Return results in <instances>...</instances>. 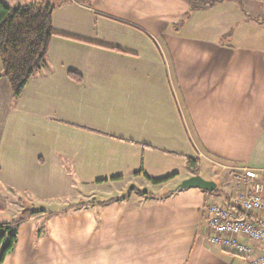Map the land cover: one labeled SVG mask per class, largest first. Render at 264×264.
Masks as SVG:
<instances>
[{
	"label": "crops",
	"instance_id": "0c3cea01",
	"mask_svg": "<svg viewBox=\"0 0 264 264\" xmlns=\"http://www.w3.org/2000/svg\"><path fill=\"white\" fill-rule=\"evenodd\" d=\"M1 1L56 5L59 34L20 98L0 78V223L47 212L3 264H247L207 242L205 211L242 192L233 168L264 171V0ZM196 176L216 195L182 188ZM131 187L154 196L96 204Z\"/></svg>",
	"mask_w": 264,
	"mask_h": 264
},
{
	"label": "trees",
	"instance_id": "16d2710c",
	"mask_svg": "<svg viewBox=\"0 0 264 264\" xmlns=\"http://www.w3.org/2000/svg\"><path fill=\"white\" fill-rule=\"evenodd\" d=\"M82 1V0H74ZM192 11L208 9L225 1H234L242 7L245 0H188ZM56 5L51 3H36L26 6L11 7L0 0V59L2 73L0 78L6 79L11 87L14 98L18 99L25 91L30 79L43 69L52 39L59 36L54 31L52 17ZM69 75L77 80L81 76L74 72ZM200 162L197 159H188L187 165L195 174L200 173ZM171 178L162 180H150L154 185L166 183ZM215 189L211 195L217 193ZM207 193V191H205ZM151 195L148 191H141L131 187L125 194L106 200H100L96 204L108 206L126 200L130 195ZM231 205V204H229ZM84 202L69 207L63 212L48 213L54 217L60 214H69L83 209ZM47 213L44 209H25L17 218L6 223H0V264H3L7 256L11 254L18 243V227L30 219L33 215Z\"/></svg>",
	"mask_w": 264,
	"mask_h": 264
},
{
	"label": "built area",
	"instance_id": "2783aa9c",
	"mask_svg": "<svg viewBox=\"0 0 264 264\" xmlns=\"http://www.w3.org/2000/svg\"><path fill=\"white\" fill-rule=\"evenodd\" d=\"M232 174L243 190L230 206L214 203L206 208L207 242L245 258L247 264H264V225L253 220L257 214L264 216V171L235 167Z\"/></svg>",
	"mask_w": 264,
	"mask_h": 264
},
{
	"label": "water",
	"instance_id": "95a60500",
	"mask_svg": "<svg viewBox=\"0 0 264 264\" xmlns=\"http://www.w3.org/2000/svg\"><path fill=\"white\" fill-rule=\"evenodd\" d=\"M197 187L202 190L213 192L216 188L215 183L209 182L201 178L200 176L193 177L182 184V188Z\"/></svg>",
	"mask_w": 264,
	"mask_h": 264
},
{
	"label": "rangeland",
	"instance_id": "374dc122",
	"mask_svg": "<svg viewBox=\"0 0 264 264\" xmlns=\"http://www.w3.org/2000/svg\"><path fill=\"white\" fill-rule=\"evenodd\" d=\"M248 6V5H247ZM192 135H194V133L193 132H189V137L191 138V136ZM195 141V140H194ZM195 143H196V141H195ZM195 145V144H194ZM232 181H234L235 182V180H234V178H233V174H232ZM0 221L2 222V221H4V218L3 217H0Z\"/></svg>",
	"mask_w": 264,
	"mask_h": 264
}]
</instances>
